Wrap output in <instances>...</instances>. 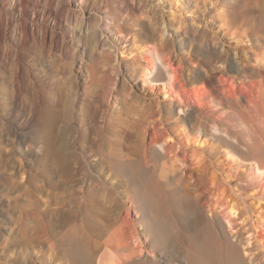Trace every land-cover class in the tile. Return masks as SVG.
I'll return each instance as SVG.
<instances>
[{
  "label": "rangeland",
  "instance_id": "rangeland-1",
  "mask_svg": "<svg viewBox=\"0 0 264 264\" xmlns=\"http://www.w3.org/2000/svg\"><path fill=\"white\" fill-rule=\"evenodd\" d=\"M57 1L43 0L38 19L55 27L60 45L33 60L21 57L18 103L10 71L0 77V264H98L102 256L104 264H264V189L258 179L239 182L242 192L233 184L242 178L236 172H244L235 166L242 149L264 162V0H88L84 7L83 0ZM139 1L164 17L171 61L186 76L200 68L201 55L191 51L184 27L213 38L209 46L226 51L229 64L254 69L245 78L215 61L202 71L203 84L217 97L229 80L245 89L222 113L205 117L201 132L177 114V125L168 120L160 106L163 85H146L139 76L150 58L128 27L146 15ZM46 2L53 13L69 15L63 28ZM92 26L97 35L90 40L84 34ZM49 79L62 95L52 126L43 125L31 93L32 83L42 90ZM165 140L166 157L181 160L200 203L182 198L178 170L159 156L149 159V148ZM128 149L142 162L119 163ZM46 150L51 160L45 163ZM82 201L88 211L79 209ZM201 206L216 208L218 216L209 210L208 217ZM67 216L75 221L63 224ZM86 217L106 221L102 238L91 237L101 245L91 260L70 262L59 240ZM199 245H210L216 256H199Z\"/></svg>",
  "mask_w": 264,
  "mask_h": 264
},
{
  "label": "bare ground",
  "instance_id": "bare-ground-1",
  "mask_svg": "<svg viewBox=\"0 0 264 264\" xmlns=\"http://www.w3.org/2000/svg\"><path fill=\"white\" fill-rule=\"evenodd\" d=\"M42 1L43 0H0V77L5 79L7 77L6 76L7 72L10 71L9 73L15 82L14 98H15L16 103H18V100L22 97V87H21V81L19 78V75L21 74L20 67L23 66L21 57L25 53L26 54L28 53V55L31 57V60H33L40 53H44L45 51L47 52V50L51 51L53 48L60 45L59 44L60 36L59 34H57L58 32L57 33L55 32V27L51 28L48 26L47 23L39 22L38 17L40 15V11H41L40 6L42 4ZM57 2H59V0ZM87 2L88 0H83V2L81 3V6L84 7V5H86ZM139 4H140V7L144 8V12L146 15L143 17H140V16L139 17L135 16V18L133 17L134 19L132 20V24H131L132 26H128L129 29L132 31V35H134L135 41L141 43L143 45V48H145L144 52L150 55V58L149 60L147 59L148 61L145 64V66L141 68L140 70L141 74L139 76L141 77V80L143 81V83L146 85H153L155 82H158L163 85L165 98L160 103V106L162 110L165 112V116L168 120H174L175 125H177L178 121L174 117V114H177L179 116V120L187 119L190 121H194V126H196L197 131L201 132L202 130L201 122L203 121V119H205V117L211 118V114L213 115L217 112L222 113L225 110L224 104L229 103L232 99L237 98L240 89H245L240 84H237L236 80L234 79L231 81L229 80V85L224 88L223 95L221 97H217L216 95L211 93L210 92L211 90L207 89L206 86L203 84L202 71L204 70L205 72L206 70H208L206 68H211V66H213L212 63L215 61L222 62L225 65V68H223V70L225 69V71H229V72L231 71L237 74H241L245 78H249V76L253 73L254 69L252 68V66L247 65L248 63L247 64L239 63L236 65L229 64L226 51L218 50L214 47L209 46L210 40L213 38H208V35L202 30H199V29L190 30L189 28L183 26L185 35L187 34V37L192 42L190 43L191 51L198 52L200 50L199 54L201 55L200 68L199 69L197 68V70L194 71L191 77L186 76L184 72L178 71L177 68L174 67L171 61V56L169 54L171 52V48L174 45L165 35L168 25L166 21L164 20V17L161 16L157 8H153L152 6L145 4L143 1ZM92 5L96 8H99V4L97 2L93 1ZM51 7H52L51 2H46L45 8L47 9L46 11L50 13L49 16L53 15L54 19L59 22V27L63 28V20L66 17L67 12L65 13V11L61 9V10H56L55 13H53ZM150 14H151V17H149ZM41 15H42V18H45L46 13L43 12ZM69 21H71L70 18H69ZM98 28H100V26L97 27V29ZM96 35H97V30L94 26L88 29V32L84 34L85 38L90 39V40L95 39ZM190 35H193V36H190ZM166 40L168 41V43H162V41H166ZM159 41H160V45L158 44ZM43 59H46V58H43ZM49 67H52V66H49ZM3 68H6V69L4 70ZM47 83H49L50 86L44 87L42 90L39 89L38 86H36V84L32 83L33 85L32 92H31V88L28 85H26V92L27 93L31 92L33 95V98L38 103L40 113H42L41 114L42 119L44 120L43 125L49 123L52 126L53 121L56 117L55 115L57 114V113L55 114V112H56V108L59 106V103H60L59 98H60L61 93H58V91L56 90V88L58 87L55 88L54 83H52L50 79L47 81ZM245 84L243 83V85ZM3 89L4 87H0V92H2ZM8 95H9V92H8ZM241 125L244 127V124H241ZM244 129L247 130V128H244ZM211 130L213 133L220 132L219 127L214 124L211 127ZM165 143H166V140L155 142L154 146L150 147L149 150L147 151L149 159L151 161L156 160V158L159 156V158H163V161H161L162 165L164 164V166L166 165L168 167H171L172 169L174 168L175 170H178L180 174V179L183 182L182 198L187 202L193 201L194 204L200 203L199 194L197 193V191H191L189 188L191 187V184L185 178L186 175L184 176L183 174V171L181 169V164H182L181 160L178 158L177 155H175V157L173 156L174 157L173 161H170L171 159L166 157ZM134 151L135 150L133 149H128L126 152L121 153L120 154L121 156H119L120 160H118L119 163H124L125 161H131L132 159H135L140 162L141 156H138L139 154L136 155L137 152L133 156ZM242 151L243 152H241V154L244 153L245 155H247L248 153L247 149L244 148L242 149ZM245 155L244 157L243 155H241L242 157H239V158L235 157V161H236L235 166L238 168L244 169L243 170L244 172L242 173L236 172L237 175L242 176L241 179L235 178L233 182L236 190H238L239 192H242L243 184H240L239 182H242V181L251 182L255 179L260 180L258 182H260V185H262L264 189V162L259 157H254V156L245 157ZM60 157L61 159H64L65 155L64 156L60 155ZM101 158H102V161L104 162V154H102ZM121 158H124V159H121ZM47 160L48 161L51 160V155H50L49 150H46V153L44 154V157H43V161L45 163L47 162ZM235 166L233 165L232 167L233 170H235L234 169ZM256 191L258 190L256 189ZM87 205L88 204L84 202V203H80L78 207L79 209H86ZM208 207L209 206L207 207L201 206V208L204 211H206V213L210 210L211 211L210 214L213 213L214 215L218 216V211L216 208H210V207L208 208ZM210 214L207 213L208 217L211 216ZM73 220L74 219L71 218V216H67L63 219V224H67V223L70 224V222L72 223ZM105 224H106V221L104 220V218L96 219V217H86V219H84V224L82 226L79 227V226L71 225V227H68L64 235L59 240L60 242L63 243L62 254L70 262L91 260L92 257L94 256V252L101 245L97 241H92L91 237L95 236L98 238H102L104 234V227L106 226ZM200 243H202L201 240H200ZM197 249L198 250L196 252H198L197 254L199 256L203 253L206 254L208 257L216 256V250L210 247V245H209V248H207L206 246L204 247V246L199 245ZM239 257L237 254L235 256L236 260L239 261L238 259ZM239 263H241V261ZM98 264H104V256L100 257Z\"/></svg>",
  "mask_w": 264,
  "mask_h": 264
}]
</instances>
